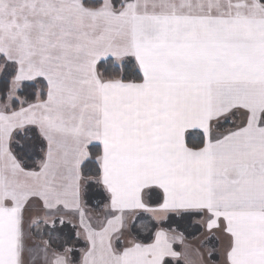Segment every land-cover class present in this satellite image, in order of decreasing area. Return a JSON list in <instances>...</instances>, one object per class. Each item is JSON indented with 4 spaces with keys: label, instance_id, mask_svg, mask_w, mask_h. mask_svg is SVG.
<instances>
[{
    "label": "snow or ice",
    "instance_id": "1",
    "mask_svg": "<svg viewBox=\"0 0 264 264\" xmlns=\"http://www.w3.org/2000/svg\"><path fill=\"white\" fill-rule=\"evenodd\" d=\"M0 81V264H264V0H0Z\"/></svg>",
    "mask_w": 264,
    "mask_h": 264
},
{
    "label": "crops",
    "instance_id": "2",
    "mask_svg": "<svg viewBox=\"0 0 264 264\" xmlns=\"http://www.w3.org/2000/svg\"><path fill=\"white\" fill-rule=\"evenodd\" d=\"M98 200L97 199H93L89 205L90 209H95L97 206ZM147 215V214H146ZM195 223L200 227L201 225L199 223H197L195 221ZM39 231L38 234H36V232ZM75 231L76 229H74L72 227L71 224L67 223V221L65 222L64 225H61L57 222V224L55 225V227H53L51 224H44V223H40L39 225H37L34 229H33V239L37 242L40 243L41 239H52L53 241V245L58 247L61 244H65V243H72V244H76V238H75ZM71 236V240H68V237ZM201 237L200 235L193 238L192 240L186 239L188 243L192 244V245H199L201 247L207 248L205 246H203V242L201 241ZM198 241V242H197ZM80 245L83 244L82 241L79 242ZM219 246V243H218ZM178 247V246H177Z\"/></svg>",
    "mask_w": 264,
    "mask_h": 264
},
{
    "label": "trees",
    "instance_id": "3",
    "mask_svg": "<svg viewBox=\"0 0 264 264\" xmlns=\"http://www.w3.org/2000/svg\"><path fill=\"white\" fill-rule=\"evenodd\" d=\"M37 89H39L41 86L39 84H37ZM5 88V84L0 81V92L3 91V89ZM31 91V90H30ZM39 159V155H36L33 157L32 160L28 161V166L29 167H34V161ZM145 218V220L147 219V215L146 214H142ZM144 220H141L139 217L137 218V223H143ZM175 226V225H174ZM180 231H184L185 237L186 239L192 240L193 238L197 237L200 235V227L195 223V219L193 221L190 222V226H188L187 228L181 226L180 229H178ZM142 237L146 240L147 239V235L146 234H142Z\"/></svg>",
    "mask_w": 264,
    "mask_h": 264
},
{
    "label": "rangeland",
    "instance_id": "4",
    "mask_svg": "<svg viewBox=\"0 0 264 264\" xmlns=\"http://www.w3.org/2000/svg\"><path fill=\"white\" fill-rule=\"evenodd\" d=\"M199 232H200V237L202 238L201 241L203 242V246H205V247L217 246L218 247V243L219 242L217 240H215V239L206 240L204 238V235H203L204 230H203V228H200ZM38 233H39V231L36 232V234H38Z\"/></svg>",
    "mask_w": 264,
    "mask_h": 264
}]
</instances>
